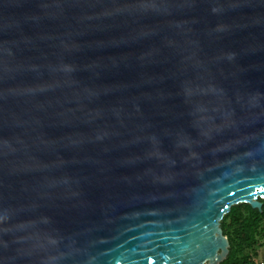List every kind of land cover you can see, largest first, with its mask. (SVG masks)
Listing matches in <instances>:
<instances>
[{
  "label": "water",
  "instance_id": "obj_1",
  "mask_svg": "<svg viewBox=\"0 0 264 264\" xmlns=\"http://www.w3.org/2000/svg\"><path fill=\"white\" fill-rule=\"evenodd\" d=\"M261 199L264 0H0V264H221Z\"/></svg>",
  "mask_w": 264,
  "mask_h": 264
},
{
  "label": "trees",
  "instance_id": "obj_2",
  "mask_svg": "<svg viewBox=\"0 0 264 264\" xmlns=\"http://www.w3.org/2000/svg\"><path fill=\"white\" fill-rule=\"evenodd\" d=\"M263 209L253 208L248 203L232 206L221 221L224 234L231 247L228 258L221 264H255L260 257L259 248L264 237V199Z\"/></svg>",
  "mask_w": 264,
  "mask_h": 264
},
{
  "label": "rangeland",
  "instance_id": "obj_3",
  "mask_svg": "<svg viewBox=\"0 0 264 264\" xmlns=\"http://www.w3.org/2000/svg\"><path fill=\"white\" fill-rule=\"evenodd\" d=\"M261 242L263 243V246L259 248L260 257L264 258V237H261Z\"/></svg>",
  "mask_w": 264,
  "mask_h": 264
},
{
  "label": "built area",
  "instance_id": "obj_4",
  "mask_svg": "<svg viewBox=\"0 0 264 264\" xmlns=\"http://www.w3.org/2000/svg\"><path fill=\"white\" fill-rule=\"evenodd\" d=\"M255 264H264V259L257 260Z\"/></svg>",
  "mask_w": 264,
  "mask_h": 264
}]
</instances>
